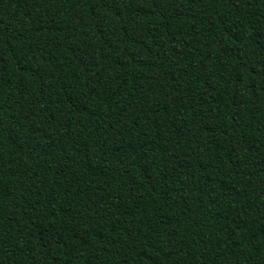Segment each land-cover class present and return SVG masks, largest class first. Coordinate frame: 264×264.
Wrapping results in <instances>:
<instances>
[{
  "label": "trees",
  "instance_id": "trees-1",
  "mask_svg": "<svg viewBox=\"0 0 264 264\" xmlns=\"http://www.w3.org/2000/svg\"><path fill=\"white\" fill-rule=\"evenodd\" d=\"M0 264H264V0H0Z\"/></svg>",
  "mask_w": 264,
  "mask_h": 264
}]
</instances>
